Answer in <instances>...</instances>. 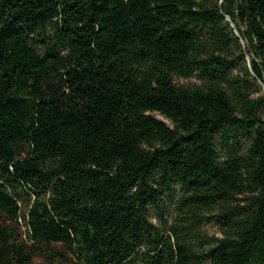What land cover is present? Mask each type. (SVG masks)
<instances>
[{
	"label": "trees",
	"instance_id": "16d2710c",
	"mask_svg": "<svg viewBox=\"0 0 264 264\" xmlns=\"http://www.w3.org/2000/svg\"><path fill=\"white\" fill-rule=\"evenodd\" d=\"M262 84L264 0H0V264H264Z\"/></svg>",
	"mask_w": 264,
	"mask_h": 264
},
{
	"label": "rangeland",
	"instance_id": "374dc122",
	"mask_svg": "<svg viewBox=\"0 0 264 264\" xmlns=\"http://www.w3.org/2000/svg\"><path fill=\"white\" fill-rule=\"evenodd\" d=\"M179 81L188 84H194V83H199L200 78L199 75L196 73L191 76L179 77ZM157 116L159 118H163L159 114H157ZM241 142L243 144L242 148L236 145V147L240 151L245 150L248 144V141H246L245 139H242ZM19 192L21 193V195L26 197L24 191L20 190ZM177 194L178 191L176 192V195L174 197L166 199V202L164 203V205L160 210L152 209L150 211V216L152 220L154 221V223L157 224L162 223L166 227L170 225H174L176 223L183 224L188 229V231L191 232L190 240L195 245V248L207 249L210 246V244L209 242L206 243L205 241H210V239L213 236H219L222 233L221 231L223 229V224L218 214L219 212L213 211L209 213L206 211H200L198 212V217L202 218V221L199 224H195V220L197 218L196 216L192 214L182 213L179 210V206L176 198ZM26 213H27V209L23 208L22 219H20L21 230L23 233L27 232L28 230L25 220V217L27 216ZM24 238H27V236L24 235ZM39 246H40V250L35 254L33 264H48L49 261L47 256L51 251L50 248L57 246L55 244L47 245L46 243H41L39 244ZM54 262L55 264H83L74 260L73 258H69V260L67 261H61L59 259H55ZM132 264H139V261L135 260Z\"/></svg>",
	"mask_w": 264,
	"mask_h": 264
},
{
	"label": "water",
	"instance_id": "95a60500",
	"mask_svg": "<svg viewBox=\"0 0 264 264\" xmlns=\"http://www.w3.org/2000/svg\"><path fill=\"white\" fill-rule=\"evenodd\" d=\"M228 19H229V17H228ZM262 86H263V88H264V84H262Z\"/></svg>",
	"mask_w": 264,
	"mask_h": 264
}]
</instances>
